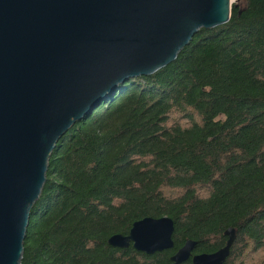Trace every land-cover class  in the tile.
I'll return each mask as SVG.
<instances>
[{
    "label": "trees",
    "instance_id": "obj_1",
    "mask_svg": "<svg viewBox=\"0 0 264 264\" xmlns=\"http://www.w3.org/2000/svg\"><path fill=\"white\" fill-rule=\"evenodd\" d=\"M170 218L171 250L107 240ZM225 264H264V0H237L176 60L129 79L57 143L20 264H171L225 246ZM183 264H191L187 261Z\"/></svg>",
    "mask_w": 264,
    "mask_h": 264
},
{
    "label": "water",
    "instance_id": "obj_2",
    "mask_svg": "<svg viewBox=\"0 0 264 264\" xmlns=\"http://www.w3.org/2000/svg\"><path fill=\"white\" fill-rule=\"evenodd\" d=\"M231 0H0V264H20L31 211L57 143L120 85L172 64L199 30L228 23ZM174 223L144 218L107 244L171 250ZM224 247L171 264H225Z\"/></svg>",
    "mask_w": 264,
    "mask_h": 264
},
{
    "label": "rangeland",
    "instance_id": "obj_3",
    "mask_svg": "<svg viewBox=\"0 0 264 264\" xmlns=\"http://www.w3.org/2000/svg\"><path fill=\"white\" fill-rule=\"evenodd\" d=\"M237 0H233L231 3V6L234 5L236 3Z\"/></svg>",
    "mask_w": 264,
    "mask_h": 264
},
{
    "label": "bare ground",
    "instance_id": "obj_4",
    "mask_svg": "<svg viewBox=\"0 0 264 264\" xmlns=\"http://www.w3.org/2000/svg\"><path fill=\"white\" fill-rule=\"evenodd\" d=\"M233 0H231V2H232Z\"/></svg>",
    "mask_w": 264,
    "mask_h": 264
}]
</instances>
